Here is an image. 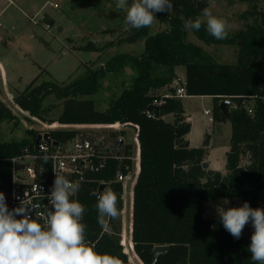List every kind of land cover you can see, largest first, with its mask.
Masks as SVG:
<instances>
[{"label":"trees","instance_id":"1","mask_svg":"<svg viewBox=\"0 0 264 264\" xmlns=\"http://www.w3.org/2000/svg\"><path fill=\"white\" fill-rule=\"evenodd\" d=\"M236 1L248 4L243 18L251 21L231 36L217 40L203 24L199 31L193 30L204 42L236 44V63L217 62L201 46L187 41L185 22L200 17L208 0H172V9L156 13L151 27L135 29L126 25L117 39V44L143 40L141 54H118L103 67L89 68L83 78L68 83L40 80L39 74L14 97L21 109L42 117L47 96H70L57 118L63 124L119 122L138 126L140 169L133 187L129 242L143 264L152 263L157 245H166L167 250L156 264H255L248 251L252 233L235 239L219 217L207 218L204 214V203L215 198L241 197L251 207H264V4L261 6L260 0ZM155 25L164 28L152 31ZM84 48L100 49L93 42ZM180 65L185 67L184 81L177 79L175 68ZM126 67H131L136 75L106 110H99L92 99L85 98L99 90L108 73ZM174 79L176 85L170 83ZM166 84L165 93L152 92ZM179 84H184L188 96H213V121L231 122L225 173L203 167L207 143L190 144L192 123L181 99L174 96ZM223 99L232 101L229 116H224L219 107ZM152 104L157 108L148 113ZM248 105L252 106V113L248 112ZM166 114H172L173 120H166ZM14 118L12 110L0 101V124ZM49 132L53 140L60 141L77 135L79 129L54 128ZM28 135L30 138L4 140L0 128V191L10 185L11 159L32 148L39 134L30 130ZM123 161L131 163L127 155ZM107 162L103 172L80 186L75 199L85 206L82 223L87 225L86 238L95 250L118 256L123 264H132L121 243L120 214L115 219L106 217L103 226L98 221L97 196L92 193H98L101 181L108 182L117 194L120 211L123 206V184L113 181L119 160L108 157Z\"/></svg>","mask_w":264,"mask_h":264},{"label":"rangeland","instance_id":"2","mask_svg":"<svg viewBox=\"0 0 264 264\" xmlns=\"http://www.w3.org/2000/svg\"><path fill=\"white\" fill-rule=\"evenodd\" d=\"M209 8L214 15L228 21V35L241 28L246 21L243 13L248 8L245 2L236 0H208ZM131 0H129V3ZM8 2L1 5L4 8ZM260 5L264 0L259 1ZM116 0H12L8 6L0 10V101H3L15 115L13 120H4L0 124L2 139L21 140L27 138L28 131L38 134L49 131V124L56 127H77V136L86 137L96 142L100 140L102 148H109L113 153L131 156V173L125 182L122 195L123 206L120 211L119 230L121 243L132 264H143L130 248L131 227V193L132 184L137 177V142L136 130L133 126L123 124H63L57 120L62 113L65 102L69 97L58 98L54 94L47 96L41 109L42 117L32 116L21 109L14 101L18 92L23 90L35 77L40 74V80H53L58 83H68L81 79L88 69L103 67L111 58L118 54L127 53L139 55L144 50V41H116L126 28L125 13L116 8ZM111 13H118L111 16ZM42 15H48L46 20H40ZM202 18V15L200 16ZM50 22V23H49ZM46 23L50 27L46 26ZM163 25H155L152 31L163 29ZM116 29V32H103ZM187 30V41L202 47L204 52L221 63H236L238 46L227 42H204L197 38L193 30ZM88 42L100 47L98 50L84 48ZM112 42V43H110ZM109 43V44H108ZM177 79L185 80V67L175 68ZM136 72L126 67L116 73L107 74L99 90L85 96L92 99L96 108L106 110L111 101L130 86ZM177 79L170 83L177 84ZM167 84L155 88L152 92L165 93ZM192 121L188 138L193 146L203 142L213 146L212 160L215 169L225 173L226 155L223 152L229 148L231 137L230 121L215 123L209 120L206 109H212L214 98L210 95H189L180 98ZM233 107V105H232ZM212 115V114H211ZM166 120H173V115H164ZM51 120V123L49 121ZM67 125V126H66ZM215 128V130H214ZM214 130V132H213ZM212 136H211V134ZM120 139H123L120 145ZM228 203L224 204L223 201ZM241 197L233 200L215 198L204 203V214L207 218H218V207L242 206ZM257 208V207H253ZM264 208V207H261ZM254 231L249 223L241 237L248 236Z\"/></svg>","mask_w":264,"mask_h":264},{"label":"clouds","instance_id":"3","mask_svg":"<svg viewBox=\"0 0 264 264\" xmlns=\"http://www.w3.org/2000/svg\"><path fill=\"white\" fill-rule=\"evenodd\" d=\"M116 8L125 13V24L131 28H148L156 21V13L169 12L172 0H116ZM202 24L217 40L228 35V21L203 9L202 18L188 19L185 29L199 31ZM55 179L48 196L52 210L42 216L43 223L29 215L30 201L9 210L0 191V264H123L118 256L100 253L86 238L87 225L82 223L85 206L72 197L80 184L54 171ZM97 196L98 221L119 216L118 196L111 188L93 192ZM224 204L228 201L224 200ZM224 229L240 239L251 223L254 231L248 251L255 264H264V208H253L245 201L239 207H218ZM20 217V218H17Z\"/></svg>","mask_w":264,"mask_h":264},{"label":"built area","instance_id":"4","mask_svg":"<svg viewBox=\"0 0 264 264\" xmlns=\"http://www.w3.org/2000/svg\"><path fill=\"white\" fill-rule=\"evenodd\" d=\"M4 2L12 3V0H0V6ZM40 20H46V15H42ZM46 26L50 27L48 23H46ZM1 27L2 23L0 21V28ZM167 95L169 94L167 93ZM186 95L184 84H179L174 96L176 98H181ZM246 108L249 113L253 112L251 105L246 106ZM148 113H150V110H148ZM205 113L211 115L212 110L206 109ZM209 120H213L212 115ZM123 124L128 123L116 122L112 125L123 126ZM49 127H51V129L61 128L56 127L54 124H49ZM136 127L138 129V126ZM46 132L49 131L41 132L39 135L43 136ZM36 139L32 148H26L22 154L11 159L10 185L7 189L2 191L5 195L9 210L20 206L21 201L26 198L30 201V206L32 207L29 210L34 209L31 213L32 218H36L39 222L43 223L42 216L52 210L48 196L55 179L54 171L57 174L66 176L70 181L79 183L81 186L87 181L94 180L96 174L103 172L107 168L108 157L119 160V165L114 172L113 181L123 184L124 194L125 182L131 173V163H125L123 161L126 155L122 156L118 153H113L107 147L102 148L100 146V140H98L99 142H94L89 138L79 137L77 135L60 141H55L51 137L50 141L41 138L38 144H36ZM136 142V160L139 165L140 147L138 131L136 133ZM128 157L129 159L131 158V156ZM101 183H106V188H111L113 190L108 182L101 181ZM77 193L72 197L73 199H75Z\"/></svg>","mask_w":264,"mask_h":264},{"label":"water","instance_id":"5","mask_svg":"<svg viewBox=\"0 0 264 264\" xmlns=\"http://www.w3.org/2000/svg\"><path fill=\"white\" fill-rule=\"evenodd\" d=\"M219 107L223 113L224 116H229V112H230V109L232 107V101L230 99H223L219 102ZM157 108L156 105L152 104L148 107L149 110H152V109H155ZM41 138H44L46 141H50V133L49 132H46L43 136H38L37 139H36V144H38V142L40 141ZM122 140L123 139H120V143H122ZM99 142V141H97ZM203 167L204 168H208V163L205 161L203 163ZM107 187V184L106 183H100L99 185V189H98V193L102 192L105 188ZM34 209H31L29 210V215H31L32 211ZM17 218H20V217H17ZM167 250V246L166 245H157L154 247L153 249V260H152V263L151 264H156L159 256L161 254H163L165 251Z\"/></svg>","mask_w":264,"mask_h":264},{"label":"crops","instance_id":"6","mask_svg":"<svg viewBox=\"0 0 264 264\" xmlns=\"http://www.w3.org/2000/svg\"><path fill=\"white\" fill-rule=\"evenodd\" d=\"M5 4V2L3 3V5ZM8 6V3L6 4V6L4 7V8H2L3 10L6 8ZM1 8H0V10H2ZM3 10H2V12H3ZM46 16H48V15H46ZM46 18H49V17H46ZM50 23V22H49ZM186 96H188V95H186ZM184 97V96H183ZM182 98V97H181ZM3 102V101H2ZM184 110H185V108H184ZM212 110V109H211ZM185 114H186V116H187V119L189 120V121H191V119H190V117H189V115L187 114V112H186V110H185ZM172 115V114H171ZM209 116V118H210V116L211 115H208ZM213 117V116H212ZM164 118H165V116H164ZM227 121H229V120H227ZM212 122H215V121H213L212 120ZM191 123H192V121H191ZM215 123H222V122H215ZM230 124H231V122H230ZM127 125H130V124H127ZM134 127V129L136 130V133H137V127L136 126H133ZM214 130H215V128H214ZM214 130H213V132H214ZM211 134V133H210ZM189 135V134H188ZM211 136H212V134H211ZM189 141H190V139H189ZM190 144H191V141H190ZM192 145V144H191ZM230 146V145H229ZM229 150V148L228 147H226L225 149H224V153H225V155H226V152ZM212 152H213V146L211 145V144H209L208 145V153H207V156H206V162L208 163V168H210V169H214V170H217V169H215L214 167H212V165H213V160H212ZM139 169H140V164L137 166V174H138V172H139ZM136 174V175H137ZM132 186L134 187V184H132ZM133 187H131V189H132V193H131V214H130V218H131V227H130V237H131V231H132V206H133ZM131 241H132V239H131Z\"/></svg>","mask_w":264,"mask_h":264},{"label":"flooded vegetation","instance_id":"7","mask_svg":"<svg viewBox=\"0 0 264 264\" xmlns=\"http://www.w3.org/2000/svg\"><path fill=\"white\" fill-rule=\"evenodd\" d=\"M122 142H123V140H122ZM122 143H120V145H121Z\"/></svg>","mask_w":264,"mask_h":264}]
</instances>
